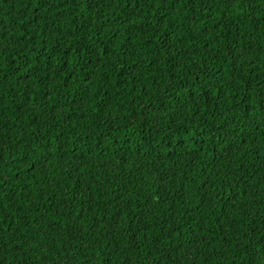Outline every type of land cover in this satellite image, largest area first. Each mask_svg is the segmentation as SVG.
Returning <instances> with one entry per match:
<instances>
[{"label":"trees","instance_id":"16d2710c","mask_svg":"<svg viewBox=\"0 0 264 264\" xmlns=\"http://www.w3.org/2000/svg\"><path fill=\"white\" fill-rule=\"evenodd\" d=\"M0 264H264V0H0Z\"/></svg>","mask_w":264,"mask_h":264}]
</instances>
